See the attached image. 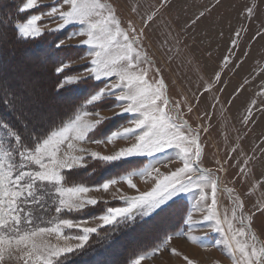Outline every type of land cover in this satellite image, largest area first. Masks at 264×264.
I'll return each instance as SVG.
<instances>
[{"label": "rangeland", "instance_id": "1", "mask_svg": "<svg viewBox=\"0 0 264 264\" xmlns=\"http://www.w3.org/2000/svg\"><path fill=\"white\" fill-rule=\"evenodd\" d=\"M106 2L116 9L122 27L126 28L131 21L139 29L143 18L152 12L154 6L159 7L161 0ZM24 3L25 0H0V37L3 35L1 29L6 28L8 32L10 25L14 29L13 39L20 38L28 43L43 39V45H49V51L54 54L47 59L40 50L32 54L25 51L20 56L13 50L12 58L4 61L0 53V94L5 90L12 92L14 108L9 114L13 121L18 118L19 127L24 128L22 131L44 127L52 120L55 123L50 124H53L50 131L42 135L38 142L25 148L16 129L0 121V151L10 155V162L16 170L23 166L22 153L34 151L53 131L66 126L78 115L102 112L111 117L112 110L123 103L111 95H106L97 103H89L112 82L109 79L89 76L70 82L73 77L92 68L88 64L90 59H82L92 52L90 46L80 44L84 37L68 40L85 30L86 25L73 22L59 31L45 28L44 33L36 38H25L20 34V26L31 17L44 15L60 6L67 10L65 0H39V7L20 11ZM249 8L252 9L251 14H248ZM201 12H205V16L186 30L185 26L192 25ZM50 19L44 16L39 23L55 28L56 23H48ZM237 31L240 32L238 47L232 52V62L223 69L220 67L222 57L230 50ZM146 37L142 43L149 59L154 61L153 69L158 68L163 74L171 99H179L184 105L182 118L185 115L193 128L209 127L208 132H201L204 157L200 167L219 177L222 191L218 192V210L221 216L225 212L230 214L233 198L242 200L245 217H253L251 231L255 233V243L259 247L264 243V214L256 211L257 205H264V0H168V6L161 8L155 22L147 28ZM61 41H65V45L58 46ZM14 58L17 60L14 61ZM61 67L64 70L58 71ZM217 71L222 73V81L217 85L219 91L213 80ZM153 78L154 71L149 72V79ZM205 88H212V91L204 94L197 103L196 94ZM214 97H219L220 103H215ZM189 105L193 109L191 113H187ZM249 108H252L251 120L245 125L242 121ZM5 115L8 117V114ZM134 119L136 115L131 113L114 115L91 130L87 140L90 143L105 142ZM132 142L117 141L114 146L90 144L84 145V148L111 157ZM234 146H238V150L232 154V160L227 161ZM244 156H255V160L248 165L251 172L247 176L239 172ZM179 157L180 151L174 145L110 163L87 157L85 166L62 170L59 185L37 182L32 189L33 195L21 198L20 207L28 216L32 228L48 227L66 219L77 225L66 229V236L77 239L87 236L82 247L54 258L53 264H136L141 259H145L141 264H185L183 256H188L194 264H234L229 255L231 249L224 244V233L214 230L213 221H203L197 208L202 195L201 184L208 177L190 190L169 195L163 203L131 207L130 200L120 198L121 195L131 197L151 191L155 187V181L148 177L151 172L160 168L159 179H163V176L182 167ZM217 160L224 164L227 172L217 171ZM32 170H35L34 166ZM196 171L200 172L199 166H196ZM129 179L137 185L136 189L120 183L110 186L107 193H88L87 198L99 201L94 206H86L79 211L60 210L58 197L61 188L97 190L105 183L126 182ZM125 207L130 211L114 218L111 223L105 224L101 220V217L110 215V209ZM172 210H175L174 214ZM132 215H135L138 224L146 227H140L135 234L129 233L133 229H128L125 224ZM82 224L93 226L96 231L84 233L79 227ZM139 232V242H135ZM189 235L196 238L195 242L188 239ZM170 239L168 247L179 251L182 254L180 257L165 251L148 258ZM240 239L253 243L249 237ZM44 241L52 246L77 243L58 239L54 235H47ZM100 245L108 246L102 254L104 256L90 257L85 263L87 255L84 254ZM234 255L239 258V253Z\"/></svg>", "mask_w": 264, "mask_h": 264}, {"label": "snow or ice", "instance_id": "2", "mask_svg": "<svg viewBox=\"0 0 264 264\" xmlns=\"http://www.w3.org/2000/svg\"><path fill=\"white\" fill-rule=\"evenodd\" d=\"M64 5L67 6V10H63L60 6L44 15L31 17L20 26V34L25 38H36L44 33L45 28L48 31H59L73 22L86 25L85 30L69 37L68 40L84 37L80 44L90 46L92 52L82 59H90L88 64L92 65V68L85 70L80 76L73 77L70 82L89 76L95 79L111 80L112 82L92 97L89 103H97L106 95H111L123 102L112 110V116L131 113L136 115V119L123 126L105 142L90 143L87 140L88 133L112 116H105L102 112L78 115L66 126L53 131L34 151L22 153L23 166L20 170H16L10 162L9 154L0 151V264H53L54 258L75 251L87 240V236L78 239L66 236V229L77 226L66 219L59 223H52L48 227L32 228L30 226L28 216L20 207V201L26 195L29 197L33 195L32 189L37 182L59 185L62 181V170L85 166L84 161L87 157L110 163L173 145L180 151L178 160L182 163V167L163 176V179H159L160 168L154 169L148 176L155 181V187L151 191L131 197L121 195L120 198L130 200L131 207L163 203L169 195L190 190L204 177H208L209 179L201 184L202 195L197 202L203 221H213L214 230L224 233L226 237L224 244L226 248L231 249L229 255L232 256L234 264H264V243L259 247L255 243L257 237L251 231L253 217H245L244 202L238 197L233 198L230 214L225 212L221 216L218 210V192L222 191L219 188V177L213 175L210 170L200 167L204 157L201 132H208L209 127L193 128L185 119V115L182 118L184 105L179 99L176 101L171 99L168 83L158 68L153 69L154 61L149 59L144 49L142 40L147 38V28L155 22L161 8L168 6V0H161L159 7L154 6L152 12L143 18L144 22L139 29L131 21L126 28L122 27L116 9L106 0H65ZM39 6V0H25L20 11H28ZM251 12L252 9L249 8L248 14ZM44 16L51 18L48 23H56V27L49 28L47 23L41 25L39 22ZM204 16L205 12H201L192 21V25L185 26L186 30ZM239 36L240 32L237 31L230 43V50L222 57L221 68L226 69L232 62V52L238 47ZM62 45H65V41H61L58 46ZM64 67L58 71H63ZM153 71L154 78L150 80L149 72ZM213 80L216 81V90L219 91L217 85L222 81V73L215 72ZM211 91L212 88L202 89L201 93L196 94V102L199 103L203 95ZM213 100L215 103H220L219 97H214ZM192 111L189 105L187 113ZM251 112L252 108H249L248 115L242 121L243 124L247 125L250 122ZM133 133L135 135L130 136ZM130 140L133 141L131 144L118 149L111 157H105L100 152L84 148V145L90 144L114 146L117 141ZM237 150L238 146L230 149L227 161L232 160V154ZM254 160L255 156H244L243 167L239 168V172L247 176L251 172L248 165ZM215 163L218 166L217 171L227 172V168L221 161L217 160ZM33 166L35 170H32ZM196 166H199L200 172L196 171ZM120 183H126L130 189L137 188L131 179L126 182L105 183L101 189L97 190L87 187L61 188L58 197L60 210L79 211L86 206H94L99 201L95 198H87L88 193L93 191L107 193L110 186ZM129 211L130 208L127 207L110 209V215L101 217V220L108 224L114 218L123 216ZM256 211L264 214V205H257ZM191 221L192 216L189 218L190 224ZM79 227L84 233L96 231L93 226L82 224ZM47 235H54L66 241H77V243L52 246L44 241ZM242 237H249L253 243H249L248 239L241 240ZM171 239L148 258L165 251L180 257L182 254L179 251L168 247ZM188 239L195 242L196 238L189 235ZM234 253H239V258ZM143 260L145 259L138 260L136 264H141ZM183 260L185 264H194L188 256H183Z\"/></svg>", "mask_w": 264, "mask_h": 264}, {"label": "trees", "instance_id": "3", "mask_svg": "<svg viewBox=\"0 0 264 264\" xmlns=\"http://www.w3.org/2000/svg\"><path fill=\"white\" fill-rule=\"evenodd\" d=\"M1 30H2L1 33H3V35H1V37H0V53H1V59L4 61L10 60L12 58L11 51H13V50H16L15 52L19 56L21 55V53L23 54V52H25V51H28L30 54H32L33 52H35V51L38 52V50H40L42 56H45L47 59H49V57H51L54 54L53 51H49V49H50L49 45L48 46L43 45L44 41H45L43 39L38 40V41H34V43L33 42L28 43L25 41L23 42V40H21L20 38H15V39L12 38V36L14 34V29H12L10 25L8 27V32L6 31V28L5 29L2 28ZM10 48H12V49H10ZM36 54L38 55V53H36ZM15 60H17V59L14 58V61ZM1 93L2 94H0V107L2 108V111H0V121H2V123H5V124L7 123V125L11 129H13V130L16 129L15 130L16 133H18L20 139H22L21 140L22 146H24L25 148H28L30 145H33L36 142H38L39 138L42 135H44L45 133L50 131L51 126L55 123L53 120L49 124L46 123L44 125V127L42 126L41 128L33 129L31 131H29V130L22 131L24 128L19 127L20 123L18 122V118L15 119L16 121H13L12 117H10V114H9L10 110L12 111V109L14 108L13 103H12V100H13L12 92H10L9 90H5ZM5 114H8V117H6ZM10 121L11 122L13 121V122L11 123ZM51 123H53V124L50 125ZM14 124H16V125H14ZM172 211L174 214L175 210H172ZM173 217H175V216H173ZM125 224H126V227L128 229H131V228L133 229L129 232L131 234H135L140 227L146 228L145 225H140L136 222L135 215H132L131 218L127 219ZM139 234H140V232L137 234V237L134 238L135 242H139V240H137L140 238ZM145 246H143V247H145ZM107 249H108V246L100 245L97 248H95L94 250L86 252L84 255H87V256H85L84 262L88 263V261H89L88 258L93 257V256H104L102 254H104ZM99 254H101V255H99Z\"/></svg>", "mask_w": 264, "mask_h": 264}]
</instances>
